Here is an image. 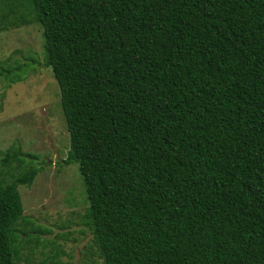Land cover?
<instances>
[{
  "label": "trees",
  "instance_id": "16d2710c",
  "mask_svg": "<svg viewBox=\"0 0 264 264\" xmlns=\"http://www.w3.org/2000/svg\"><path fill=\"white\" fill-rule=\"evenodd\" d=\"M32 23L95 264H264V0H0V32ZM39 172L0 177V264H34L19 185Z\"/></svg>",
  "mask_w": 264,
  "mask_h": 264
},
{
  "label": "rangeland",
  "instance_id": "374dc122",
  "mask_svg": "<svg viewBox=\"0 0 264 264\" xmlns=\"http://www.w3.org/2000/svg\"><path fill=\"white\" fill-rule=\"evenodd\" d=\"M43 29L39 23L0 32V66L25 56L38 58L20 82L0 76V177L13 179L24 168L40 172L31 185H19L24 214L39 228L34 264H95L85 246L92 234L83 221L88 206L76 164L65 165L70 135L60 105L59 85L44 66ZM15 153L24 159L20 164ZM13 160L3 164L8 156ZM57 259H45L56 254ZM29 252L25 250V254ZM25 264V263H23Z\"/></svg>",
  "mask_w": 264,
  "mask_h": 264
}]
</instances>
